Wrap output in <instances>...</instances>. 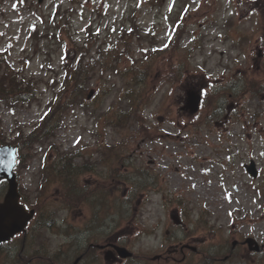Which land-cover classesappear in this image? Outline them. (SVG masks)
<instances>
[{
    "label": "rangeland",
    "instance_id": "1",
    "mask_svg": "<svg viewBox=\"0 0 264 264\" xmlns=\"http://www.w3.org/2000/svg\"><path fill=\"white\" fill-rule=\"evenodd\" d=\"M0 6V54L9 48L14 70H22L37 89L30 103L11 106L0 101L1 140L27 139L21 131L27 134L47 117L49 100L58 104L56 94L67 78L66 59L74 65L82 62L89 74L86 95L93 90L90 99L85 95L82 100L80 94V102L65 111L62 127L49 142L24 149L27 157L18 168L22 193L33 200L56 192L51 172L45 174L46 192L39 189L38 179L46 159L54 161L59 150L80 149L86 155L104 150L95 168L82 173L96 196L74 215L54 194L47 202L48 217H56L54 229L35 221L28 245L14 243L31 255L26 264H45L59 252L60 262H73L86 249L85 235L90 234L97 242L112 240L137 255L108 264H174L152 257L191 236L187 241L201 251L217 254L221 261L214 264L264 263V252L231 248L241 228L264 241V89L247 90L244 83L246 75L264 78V56L258 55L264 46V7L256 9L247 0H0ZM87 24L91 29L85 32ZM179 30L175 51L171 42ZM85 38L93 47L84 52ZM131 59L152 70L147 85L137 87L119 73L116 65H129ZM175 67L181 80L162 82L176 77ZM74 73L69 80L79 75ZM192 86L202 96L213 93L214 107L204 106L203 99L196 114L184 113L180 107ZM124 90H144L146 101L142 117L128 113V124L117 126L124 117L117 114L129 110ZM206 110L207 122L202 124ZM151 126L157 129L153 139L140 133H151ZM118 150L130 157L116 172L114 189L119 190L108 191L99 180L111 175L110 155ZM251 159L259 169L257 178L245 168ZM143 167L157 174L147 180L151 189L141 188ZM14 244L0 252V264H12ZM94 255L83 264H105L102 251ZM193 255L187 264H200L202 257Z\"/></svg>",
    "mask_w": 264,
    "mask_h": 264
},
{
    "label": "trees",
    "instance_id": "2",
    "mask_svg": "<svg viewBox=\"0 0 264 264\" xmlns=\"http://www.w3.org/2000/svg\"><path fill=\"white\" fill-rule=\"evenodd\" d=\"M97 39V38H96ZM92 45L89 43H85L83 45V51L85 52L86 49L91 48ZM4 59V58H3ZM2 60H0V66H2ZM142 64H145L144 62H141ZM81 64V63H80ZM79 64V65H80ZM78 65V66H79ZM77 66V67H78ZM73 68H71L72 70ZM176 71V77L174 79H164V80H171L175 82L179 78V68L175 67ZM76 72L79 73L78 76H76V79L74 82H66L63 90H61L60 94H56L58 97V104L56 100H53L50 102V113L43 119L42 124L37 127L33 132L27 135V139L21 141V146H23L24 143H35L38 141H45L47 138H49L51 135L55 134L57 129H60L63 124V113L65 110L79 102V96H84L87 91V83L86 79L89 78V74L85 71V69L82 66H79L75 69ZM121 74L129 78V81L135 84L137 87H141L143 85H147L149 82V77L152 76V70L144 68L143 65H141L139 62L133 61L128 65L125 69L121 70ZM19 75L21 73H17L11 69H7L3 71V73L0 72V99H3L5 101H8L10 105H16L17 103H26L32 101V98L35 97L36 94V87L35 85L30 82L29 80H26L25 77H21L19 79ZM166 78H169L166 76ZM181 80V76L179 78V81ZM33 85H31V84ZM141 89V88H140ZM132 91V90H131ZM125 91L123 92V95H128V105H129V112L132 114V117L134 114H136L137 117H140V110L145 102L144 99V90H141L139 92L136 91ZM57 104V105H56ZM121 113H124L126 117L128 115L127 112L123 111ZM121 113L119 116H121ZM128 119V118H127ZM122 121H118V124H122ZM25 148V147H24ZM115 149V146L113 147ZM74 154L73 152L66 153V155L62 158H60V167H57L56 164L53 162L54 165V172L59 174L58 179L61 181V188H60V197L62 198L63 203L66 204V206L71 210H76L77 207L81 206L85 201L88 200L89 196L93 194L95 189H93L91 186L81 183L79 181V174L81 172V168L76 167L77 165L74 163ZM24 155H20L21 161H23ZM117 158L123 159V156L116 155L115 156V167H114V177L116 178V172L121 167L123 161H117ZM25 160V158H24ZM104 188H106L108 191H112L113 187H109L106 184L102 185ZM113 190H119L118 188H115ZM27 200V199H26ZM38 205L42 203V201L37 202ZM36 208H40L37 207ZM43 216V213L41 212V217ZM45 217H43L44 219ZM44 221H46L47 226H51L53 224V219L51 218H45ZM55 256L50 257V264H51V258H54Z\"/></svg>",
    "mask_w": 264,
    "mask_h": 264
},
{
    "label": "water",
    "instance_id": "3",
    "mask_svg": "<svg viewBox=\"0 0 264 264\" xmlns=\"http://www.w3.org/2000/svg\"><path fill=\"white\" fill-rule=\"evenodd\" d=\"M199 102L200 96L190 98L186 108H189L191 112L197 111ZM16 148V145L0 146V180L7 178L9 181L8 193L0 204V242L10 239L15 233L23 230L34 214V210L28 211L20 202L19 185L13 171L17 158ZM247 168L252 175H257L254 162ZM117 248L122 256L131 255L127 249Z\"/></svg>",
    "mask_w": 264,
    "mask_h": 264
},
{
    "label": "flooded vegetation",
    "instance_id": "4",
    "mask_svg": "<svg viewBox=\"0 0 264 264\" xmlns=\"http://www.w3.org/2000/svg\"><path fill=\"white\" fill-rule=\"evenodd\" d=\"M2 195V191H1V189H0V196ZM1 199V198H0ZM111 242L110 241H106V242H104V244H105V248L104 249H100V248H98V249H100L99 251H102V252H105V250L107 249V248H110V244ZM242 245L244 246V244L242 243ZM95 247V246H94ZM91 249H93V247H90V248H88L87 250H83L82 252H81V255H82V263L85 261V260H89V261H93L95 258H96V256L94 255V251H91ZM178 250V249H177Z\"/></svg>",
    "mask_w": 264,
    "mask_h": 264
}]
</instances>
